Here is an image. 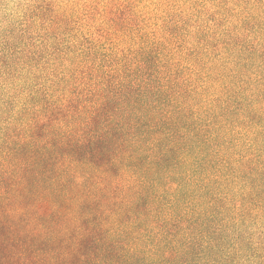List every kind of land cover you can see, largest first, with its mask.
I'll list each match as a JSON object with an SVG mask.
<instances>
[{
    "label": "trees",
    "instance_id": "trees-1",
    "mask_svg": "<svg viewBox=\"0 0 264 264\" xmlns=\"http://www.w3.org/2000/svg\"><path fill=\"white\" fill-rule=\"evenodd\" d=\"M52 2L0 6V264H264V0Z\"/></svg>",
    "mask_w": 264,
    "mask_h": 264
},
{
    "label": "rangeland",
    "instance_id": "rangeland-1",
    "mask_svg": "<svg viewBox=\"0 0 264 264\" xmlns=\"http://www.w3.org/2000/svg\"><path fill=\"white\" fill-rule=\"evenodd\" d=\"M30 0H0V6H4L5 3L15 4L17 7L27 3ZM50 3L56 5H63L66 10H79L80 16L82 13H86V9L92 11L90 22H100V13L105 3L111 0H48ZM190 0H125L126 8L129 11L137 12L140 17H146L151 19V22L157 23L159 18L166 17L167 10L172 11L178 8V6H185ZM87 6V8H86ZM86 8V9H85ZM76 12V11H75ZM88 23V21L86 22Z\"/></svg>",
    "mask_w": 264,
    "mask_h": 264
},
{
    "label": "clouds",
    "instance_id": "clouds-1",
    "mask_svg": "<svg viewBox=\"0 0 264 264\" xmlns=\"http://www.w3.org/2000/svg\"><path fill=\"white\" fill-rule=\"evenodd\" d=\"M16 7H17V5H15V4H8V3H5L4 4V10H5V12H8V11H10L12 9H15ZM21 7H28V6L27 5H21ZM60 7H63V5H57V8H60ZM52 43H53L52 41H45L44 42V44H46L48 46L49 50L51 49ZM43 47H44V45L41 44L40 50H43Z\"/></svg>",
    "mask_w": 264,
    "mask_h": 264
}]
</instances>
